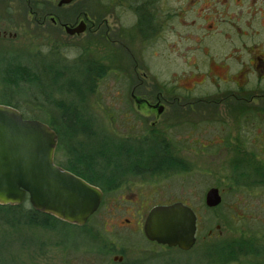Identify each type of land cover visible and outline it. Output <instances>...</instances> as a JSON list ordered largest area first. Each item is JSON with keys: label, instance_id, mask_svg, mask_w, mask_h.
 <instances>
[{"label": "flooded vegetation", "instance_id": "obj_1", "mask_svg": "<svg viewBox=\"0 0 264 264\" xmlns=\"http://www.w3.org/2000/svg\"><path fill=\"white\" fill-rule=\"evenodd\" d=\"M50 1L0 0V23L21 25L32 22L44 25L49 21L58 31L67 34L68 41L80 40L105 23L101 21L96 28V22L89 20L86 13L83 17L77 15L70 22L71 14L65 9L75 1L64 5H59L58 0ZM50 5L55 9H50ZM98 5L100 12L108 9L107 4ZM3 10H8V14L2 15ZM111 14V37L106 38V43L109 42L113 50L110 69L101 58L95 60L81 49L80 59L75 64L71 65L65 58L57 60L69 67H80L78 63L82 61L88 69L84 77L86 85L99 84L98 80L108 73L117 81L126 80L130 92L129 98L124 99L130 114L126 119L139 122L134 125V131L144 127L148 130L149 125L145 122H151L154 130L153 127L168 115L174 122L171 128L176 129V133L183 132L185 126L182 124L188 122L190 106L197 105L196 108L201 110L204 105L197 103L211 104L212 116L208 128L213 133L206 146L212 151L211 159L225 155L224 160L230 169L226 181L229 188L234 189L227 194L228 197L237 203L256 202V208L248 204L249 209H228L221 212V221L220 218L213 221L206 219L210 225L206 227L202 215L181 196L168 199L156 194L158 199L155 202L158 203L149 206L147 212L137 211L139 220L136 225L129 224L130 220L126 218L127 226H118L131 229L134 235L141 234L145 242L137 246L119 241L118 249L115 244L109 245L107 255L114 254L108 264H264V135L261 129L264 121V0H114ZM125 18L131 22L128 26H124ZM79 25L82 29L80 33L74 31ZM58 31L54 30L56 36ZM101 39L98 35L96 41ZM166 41H174L179 56L186 58V63L193 68L183 75L186 84L178 82L177 87L172 89L150 80V46L158 43L159 47L153 49V55L165 57ZM54 42L58 49L68 45L59 38ZM49 57L47 54L33 59L34 78L39 82L47 79L45 74L55 71L48 64ZM245 58H248L247 61ZM104 60L109 61L107 58ZM235 60L238 69L234 68ZM208 85L214 88V98H205L207 101L196 98L193 101L194 97L188 95L194 94L198 87ZM181 89L185 93H181ZM250 131L254 133L249 136L247 144ZM171 144L164 140V144L155 149H140L125 144L116 149H67L68 157L64 163L57 161L56 149L54 163L102 191V202L88 219L89 222L101 211L106 200V191L101 186H114L117 191L120 184L134 183L137 179L148 183L150 170L176 177L186 162L183 159L184 149ZM223 145L225 149L217 148ZM107 156L112 161L104 165L102 159ZM138 196L144 197L141 193ZM220 197V203L210 207L206 193V207L211 211L218 208L222 204L221 193ZM175 203H183L196 215L195 243L188 250L152 241L144 231L145 221L153 208ZM170 253H190L191 257L184 261L179 257L164 256ZM101 255L104 257L95 260L96 264H105L109 258L103 251Z\"/></svg>", "mask_w": 264, "mask_h": 264}, {"label": "rangeland", "instance_id": "obj_2", "mask_svg": "<svg viewBox=\"0 0 264 264\" xmlns=\"http://www.w3.org/2000/svg\"><path fill=\"white\" fill-rule=\"evenodd\" d=\"M113 1L75 0L70 8L65 9L71 14L70 22L74 21L77 15L83 17L85 13L89 20L96 22V28L101 21L105 22L96 32H88L80 40L68 41L67 34L58 31L49 21L44 25L32 22L21 25L0 23V104L12 106L25 118L41 121L52 128L57 134L56 149L59 163H64L67 159V149H102L105 146L104 139L111 143L110 149H116L122 144L140 149H155L164 144L165 140L172 143L171 145L178 146V149H184L183 159L186 163L182 165L176 177H170L171 175L158 170H150L148 183L145 181L142 183L141 179H137L134 183L120 184L117 191L114 186H101L107 194L104 205L98 214L82 226L58 218H54L55 221L50 220L48 225L39 223L28 225L13 220L0 208V264H96L100 257H104L101 255L102 251L106 253V257H109L105 263L108 264L112 262L114 254L107 255L109 245L115 244L118 249L119 241L134 243L137 246L145 242L141 234L134 235L131 229H121L118 226H127L126 218L130 220L129 224L136 225L139 220L137 211L147 212L149 206L158 203L155 202L158 199L156 194H162L163 198L168 199L181 196L182 200L187 201L202 215L206 227L210 226L206 223V219L210 221L219 219L221 212L228 209L241 211L249 209L248 204H252L253 209L256 208V202L237 203L228 197V193L234 192V189H230L226 181L230 169L224 160L225 155L211 159L212 151L206 147L213 133L208 128V121L212 116L211 104L197 103L204 105L201 110L196 108L197 105L190 106L188 122L182 124L185 126L183 132L176 133V129L171 128L174 122L168 115L153 127L154 130L150 126L151 122H145L149 125L148 130L144 127L134 131V125L139 122L126 119L130 117L127 113L128 107L124 105V99L129 98L130 93L126 80L117 81L115 76L108 73L103 74L105 76L98 80L99 84L86 85L84 77L88 74V69L82 61L78 63L80 67L78 65L69 67L67 63L63 65L57 60V58H65L71 62V65L75 64L74 62L80 59L81 49L95 60L101 58L103 64L107 65L108 69L111 68L110 55L113 50L110 43H106V38L110 39L113 27L111 14ZM102 3L107 4L106 12H100L98 9V4ZM51 8L55 9L50 5ZM8 12L3 10L2 15H7ZM123 21L124 26L131 23L129 18ZM54 30L58 31L60 36H56ZM98 35L102 39L97 42ZM58 38L66 41L68 45L64 44V47L58 49L54 42ZM158 47V43L152 44L148 54L150 80H155L158 84H166L171 89L177 87L178 82L185 85L186 79L183 75L193 68L188 62L186 63V58L179 56L174 48V41L165 42V57L153 55V49ZM47 54L50 55L48 64L52 65L55 71L45 74L47 79L39 82L34 78L33 59L37 56L43 58ZM105 58L109 61L104 60ZM246 59L248 58H245V61ZM234 62V68H237L238 63L236 60ZM20 63L27 67L32 76L11 81L8 68L11 64ZM64 69L66 70L62 73ZM60 72L61 75H58ZM181 90V93H185L183 89ZM213 93L214 88L208 85L198 87L194 94L188 95L194 97L193 101L196 98L207 101L205 98H212ZM52 116L56 117L50 120ZM73 120L76 122L80 120L84 124L78 127ZM89 129H93L92 133ZM261 129L264 135V121L261 123ZM252 133L254 131L248 134L247 144ZM192 140L198 143H193ZM217 148L225 149V146ZM102 161L105 165L112 159L110 161L107 156ZM211 188H217L223 196L222 204L212 211L205 205L206 193ZM138 193L143 194L144 197L138 196ZM27 203L31 206L29 202ZM17 216L21 219L26 218L25 215ZM117 249L115 252L118 251ZM164 256L179 257L185 261L186 258L191 257V254L170 253Z\"/></svg>", "mask_w": 264, "mask_h": 264}, {"label": "water", "instance_id": "obj_3", "mask_svg": "<svg viewBox=\"0 0 264 264\" xmlns=\"http://www.w3.org/2000/svg\"><path fill=\"white\" fill-rule=\"evenodd\" d=\"M58 1L64 5L75 0ZM81 30L79 25L74 31ZM56 146L57 134L46 123L0 104V204L20 205L28 199L37 211L84 225L99 208L103 193L56 166ZM206 201L210 207L218 205L219 190L210 189ZM144 231L152 241L188 250L195 243L196 215L183 203L156 206Z\"/></svg>", "mask_w": 264, "mask_h": 264}, {"label": "trees", "instance_id": "obj_4", "mask_svg": "<svg viewBox=\"0 0 264 264\" xmlns=\"http://www.w3.org/2000/svg\"><path fill=\"white\" fill-rule=\"evenodd\" d=\"M9 73H10V77L9 79L11 81L18 80L19 78H23V77H31L32 74L31 72L27 69V67L23 66V64H16L13 65L11 64L10 68H8ZM60 104H63V102H59ZM72 120V119H71ZM66 121V120H64ZM74 121V120H73ZM82 121L78 120L77 122L74 121L73 123H75L76 125H78V127L83 126V122L80 123ZM90 133H92L93 129H89ZM103 144L105 145L102 149H110L109 146H111V143L109 142V140L104 139L103 140ZM28 201H25L23 204L21 205H0V208L5 210L8 215H10L11 218H13V220H17L21 223L24 224H28V225H32V224H41V225H48L50 222V220H53L54 216L49 215L47 213H43V212H39L36 209H34L33 207H31L30 205H28L27 203ZM25 215L26 218L25 219H21L20 217H18L17 215ZM55 221V219H54ZM54 224V223H53Z\"/></svg>", "mask_w": 264, "mask_h": 264}]
</instances>
